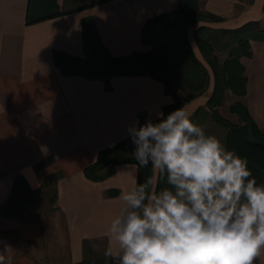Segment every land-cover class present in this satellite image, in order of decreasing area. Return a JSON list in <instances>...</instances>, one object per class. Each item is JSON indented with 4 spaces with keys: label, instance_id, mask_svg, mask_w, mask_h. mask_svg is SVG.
<instances>
[{
    "label": "crops",
    "instance_id": "obj_1",
    "mask_svg": "<svg viewBox=\"0 0 264 264\" xmlns=\"http://www.w3.org/2000/svg\"><path fill=\"white\" fill-rule=\"evenodd\" d=\"M177 5L178 0H113L69 13L68 0H0V253L7 264H77L84 240L118 247L107 228L124 206L121 193L136 186L137 167L110 168L101 182L87 180L83 170L100 151L129 138L140 114L155 122L173 101L147 76L115 77L109 91L99 80L64 77L53 54L84 56L85 18L92 19L111 56L147 53L141 33L146 21ZM199 8L222 19L215 28L258 22L264 30V0H201ZM250 50L241 59L242 102L264 130V42L250 41ZM57 172L62 177L55 187L43 188L44 179ZM17 178L29 192L23 200L31 198L19 207L10 202ZM111 191L116 194L109 196ZM5 206L21 213L5 215ZM254 264H264V250Z\"/></svg>",
    "mask_w": 264,
    "mask_h": 264
},
{
    "label": "clouds",
    "instance_id": "obj_2",
    "mask_svg": "<svg viewBox=\"0 0 264 264\" xmlns=\"http://www.w3.org/2000/svg\"><path fill=\"white\" fill-rule=\"evenodd\" d=\"M157 118L129 126L132 158L171 187L157 192L147 179L121 193L124 206L107 228L118 247L110 243L104 256L114 264H254L264 250V184L183 107Z\"/></svg>",
    "mask_w": 264,
    "mask_h": 264
},
{
    "label": "trees",
    "instance_id": "obj_3",
    "mask_svg": "<svg viewBox=\"0 0 264 264\" xmlns=\"http://www.w3.org/2000/svg\"><path fill=\"white\" fill-rule=\"evenodd\" d=\"M73 9L70 12L83 11L113 0H68ZM201 0H178L177 9L171 12L154 15L142 28V43L149 48L144 54L134 53L130 56L114 57L104 47L90 18L82 21L83 57H74L62 52L53 54V62L64 77L78 76L86 80H99L105 89L110 90V82L115 77L147 76L163 85L164 92L171 97L173 103L163 108L165 118L172 111L184 107L185 104L200 95L208 88L212 80L211 95L204 108L197 109L191 116L198 125L211 120L224 131V146L248 161V168L258 185L264 184V130H260L242 102L246 94L245 70L242 58L251 56L250 41L264 42V30L258 22L248 23L238 29L225 30L215 28L212 24L222 19L201 11ZM68 13V12H67ZM194 27L195 46L208 69L195 57L188 40V30ZM216 53L225 54L220 61ZM175 82L178 89L172 87ZM184 90L188 93L185 98ZM227 93L237 99L230 106V112L237 115L240 123L233 124L225 120L217 112L224 104ZM146 122L144 114L139 115V126ZM157 122V120L155 121ZM135 145L131 137L113 147L99 152L93 164L83 170L84 177L92 182H101L111 175L107 171L120 165L137 167V182L144 183L151 179L157 192L171 187L166 178L155 174L151 164L141 168L132 158ZM109 168V169H108ZM62 174L57 172L47 176L43 188H54ZM251 178V177H250ZM28 190L21 179L14 181L10 202L18 207L20 203L30 201ZM116 192H108L114 196ZM55 200V192L50 198ZM5 215H18L10 207L2 208ZM82 260L77 264H114L110 258L93 257L91 241L82 242Z\"/></svg>",
    "mask_w": 264,
    "mask_h": 264
},
{
    "label": "rangeland",
    "instance_id": "obj_4",
    "mask_svg": "<svg viewBox=\"0 0 264 264\" xmlns=\"http://www.w3.org/2000/svg\"><path fill=\"white\" fill-rule=\"evenodd\" d=\"M194 29L195 28L192 27V28H190L188 30L187 36H188L189 43H190V45H191V47L193 49L195 57L208 69V67L205 65L200 53L198 52V50H197V48L195 46L194 37H193ZM216 56L219 58L220 61H223L225 59V57H226V55L222 54V53H216ZM172 87L174 89H178L176 84H175V82H172ZM211 90H212V80H210V83H209V86H208L207 90L202 95H200L199 97L187 102L185 104V106H184V109L186 111H188L189 113H191V116H192L197 109L204 108L208 98L211 95ZM180 91H182V94H183V96L185 98L188 96V93L186 91L181 90V89H180ZM235 100H237V99L233 98L230 95V93H227V96L225 97L224 104L217 109V112L225 120H227V121H229V122H231L233 124H238V123H240V120H239L238 116L234 115V114H232L230 112V106H232L234 104ZM201 126L204 128L206 134L216 136L224 145V141H225V138H226V131H224L218 125L213 123L211 120H207ZM154 172L156 174L157 170L154 169ZM107 178H105V179H107ZM44 197H45V195H40L39 196V198L42 199V200H43ZM48 198L50 199L51 197L49 196ZM40 199H39V201H40ZM36 200H34V201H36ZM50 202H51V200H50ZM91 250H92V256L99 258V257H103L104 256V252L106 250V247L103 244V242H98V243L91 242ZM82 258H83V254H82Z\"/></svg>",
    "mask_w": 264,
    "mask_h": 264
}]
</instances>
